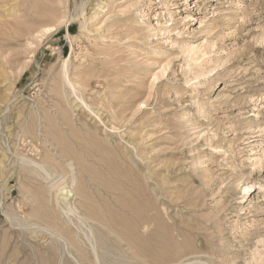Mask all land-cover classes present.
Here are the masks:
<instances>
[{
    "label": "rangeland",
    "instance_id": "obj_1",
    "mask_svg": "<svg viewBox=\"0 0 264 264\" xmlns=\"http://www.w3.org/2000/svg\"><path fill=\"white\" fill-rule=\"evenodd\" d=\"M0 264H264V0H0Z\"/></svg>",
    "mask_w": 264,
    "mask_h": 264
},
{
    "label": "bare ground",
    "instance_id": "obj_2",
    "mask_svg": "<svg viewBox=\"0 0 264 264\" xmlns=\"http://www.w3.org/2000/svg\"><path fill=\"white\" fill-rule=\"evenodd\" d=\"M57 185H59V184H57ZM68 189L69 188L64 183L61 184L59 187H57V190H56V198L58 200H60V199H63V200L66 199L68 197ZM248 190H249V187H246L245 188V192H248ZM249 193L250 192H248V194Z\"/></svg>",
    "mask_w": 264,
    "mask_h": 264
}]
</instances>
